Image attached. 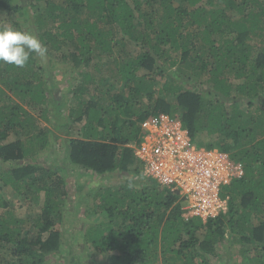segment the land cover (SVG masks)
<instances>
[{
  "label": "trees",
  "instance_id": "obj_1",
  "mask_svg": "<svg viewBox=\"0 0 264 264\" xmlns=\"http://www.w3.org/2000/svg\"><path fill=\"white\" fill-rule=\"evenodd\" d=\"M9 26L47 52L23 68L0 64V189L20 204L0 205V264H59L63 175L34 162L55 131L73 167L139 178L89 193L98 219L83 235L86 256L264 264V0H0V28ZM60 82L67 95H58ZM160 114L240 168L221 189L227 205L216 217L186 221L178 191L141 178L130 146Z\"/></svg>",
  "mask_w": 264,
  "mask_h": 264
},
{
  "label": "built area",
  "instance_id": "obj_2",
  "mask_svg": "<svg viewBox=\"0 0 264 264\" xmlns=\"http://www.w3.org/2000/svg\"><path fill=\"white\" fill-rule=\"evenodd\" d=\"M139 139L130 147L141 178L178 191L186 221H206L225 211L221 189L242 175L227 154L197 146L178 120L163 114L140 124Z\"/></svg>",
  "mask_w": 264,
  "mask_h": 264
},
{
  "label": "rangeland",
  "instance_id": "obj_3",
  "mask_svg": "<svg viewBox=\"0 0 264 264\" xmlns=\"http://www.w3.org/2000/svg\"><path fill=\"white\" fill-rule=\"evenodd\" d=\"M55 75H59L55 77V81H57L58 83V81L60 80V74L57 73ZM52 76H54V74ZM58 85H61L57 90L58 95L62 96V94L67 95L69 93L68 90L70 89V86L68 82H60ZM37 121L38 125L41 126L42 129L44 127L50 126L41 118L37 117ZM52 121H54V119H52ZM51 131H53V129H51ZM55 134L56 136H58V138L52 139V137L50 136L49 144L41 152L36 154L37 156L35 157L34 162L35 164L44 166L45 168H59V172H61V174L63 175V189L67 196V208L65 210V217L61 226V242L63 253L56 256V260H60L57 263L103 264V262H105V259L99 256H86V251L91 253V248H89V246L86 244L83 235L86 228L91 223L96 222V220L98 219L95 216L90 215V213L87 211V204H90L91 202L93 203L91 197L89 196V193L93 192V189L97 188L101 184L116 186L120 183L127 182L129 185H136L138 184L139 178L136 177L130 179L125 175H114L111 178H103L102 176H94L91 172L85 171L80 167H73L71 164H69L65 156V148L63 144L64 137L60 136L58 133H56V131ZM9 139L14 140L13 137H10ZM23 162L26 163L27 160H24ZM7 165L8 164H5L3 165V167H6ZM76 185L80 187L79 190L77 189ZM9 189V187L2 188V190L0 189V205H2L5 201H9L10 208L18 209L20 207V204L15 199L13 192H9ZM31 209L32 211H38V208L33 206L29 209L25 208V210H23L21 213H24L26 210ZM1 211L2 210L0 209V212ZM234 249L237 250V247H235ZM83 257L85 258L83 259ZM231 258L234 264H241V257L239 256L223 258L218 257L214 261H212V263L225 264L226 261L228 262ZM71 260H73V262H71Z\"/></svg>",
  "mask_w": 264,
  "mask_h": 264
},
{
  "label": "clouds",
  "instance_id": "obj_4",
  "mask_svg": "<svg viewBox=\"0 0 264 264\" xmlns=\"http://www.w3.org/2000/svg\"><path fill=\"white\" fill-rule=\"evenodd\" d=\"M46 47L30 31L14 27L0 28V64L25 67L33 54L43 57Z\"/></svg>",
  "mask_w": 264,
  "mask_h": 264
}]
</instances>
